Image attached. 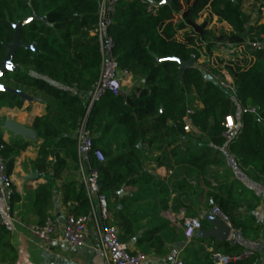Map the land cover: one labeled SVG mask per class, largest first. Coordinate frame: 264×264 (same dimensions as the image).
I'll use <instances>...</instances> for the list:
<instances>
[{"label":"trees","instance_id":"obj_1","mask_svg":"<svg viewBox=\"0 0 264 264\" xmlns=\"http://www.w3.org/2000/svg\"><path fill=\"white\" fill-rule=\"evenodd\" d=\"M152 1L158 4L156 13L147 11V4L138 0L118 2L108 35L114 42L118 68L131 77V86L117 95L106 93L88 111L92 87L100 75L99 43L90 35L97 23L99 0H0V62L17 37L20 45L12 62L24 69L9 71L2 78H10L48 98L45 114L35 117L32 123L41 139L34 165L40 170L49 168L53 179H60L67 165L72 169L63 184V203H75L69 208L75 216L90 214L87 186L78 180V131L83 122L92 137L93 149L101 150L105 159L110 158L99 163L90 154L88 162L97 169L98 193L106 199L115 196L122 185L129 183V177L138 174L140 153L146 147H171L174 154L179 147L177 140L190 137L183 130L186 121L190 124L187 133L204 145L187 156L188 163L204 172L208 165L218 163L211 156L225 146L244 172L252 174L255 180L264 179V53L248 69L225 66L233 76L234 92L197 67H186L179 73V64L172 59L195 60L199 40L240 42L249 32L263 31L264 24L246 26L249 16L242 10L243 0H170L166 4ZM204 10H208L209 18L198 22ZM177 15L181 20L173 22ZM212 16H216L217 23L210 25ZM23 101L17 93L0 89V109L20 108ZM248 105L254 112H242ZM227 115L240 123L230 138L224 136ZM0 145L7 172L11 173V153L25 149L26 143H6L0 132ZM115 152L121 153L111 158ZM156 163L160 164L159 157ZM223 186L214 189L222 190ZM231 190L229 186L225 196L214 193L212 204L228 215L245 238L258 240L260 227L255 216L242 217L238 213L242 206L253 210L258 197L251 195L248 201L241 197V192ZM51 198L49 183L36 188V225L44 224ZM14 199L13 194L11 203ZM5 237L0 216V244L9 247ZM200 249L204 252V264H212L210 253ZM215 249L232 255L240 254L245 247L215 241ZM258 259L255 246L254 255L230 264H257Z\"/></svg>","mask_w":264,"mask_h":264},{"label":"crops","instance_id":"obj_2","mask_svg":"<svg viewBox=\"0 0 264 264\" xmlns=\"http://www.w3.org/2000/svg\"><path fill=\"white\" fill-rule=\"evenodd\" d=\"M248 3L249 0L242 2V10L246 14L254 8ZM210 20L211 25L217 23L216 16ZM258 20L264 23V9ZM222 25L229 29L225 22ZM16 66L17 69L10 72L24 71L22 67ZM30 74L35 75L33 72ZM0 87L17 93L24 100L20 108L0 109L2 138L9 144L19 140L26 143L25 149H14L11 153L13 168L10 175L15 197L11 219H3V204L0 202V216L6 230L4 241L9 244V247L0 244V264H104L98 252L100 222L96 193L88 194L90 214L82 246L74 248L63 243L45 246L32 234L30 228L38 221L33 209L35 190L40 185L49 183L52 186L48 216L58 225L65 221L69 207L63 203V184L68 181L67 176L72 173V169L67 165L61 178L53 179L49 168L40 170L34 165L41 139L38 136L35 139L22 138L4 127L5 120L9 118L32 128L34 118L45 114L48 98L35 89L15 84L7 77H0ZM197 106L200 107V104ZM186 134L190 137L177 140L179 147L174 154L170 151L171 147L155 149L153 145L140 153L141 168L138 174L129 177V183L121 186L122 194L117 193L120 187L115 196L107 198L111 215L108 223L116 228L119 239L127 244L129 250L140 256L141 264H173L176 256L185 264H204L205 256L199 242L205 238L200 233L210 228L209 209L213 205L214 193L225 196L230 186L232 193L241 192L245 200L249 201L251 195L259 199L254 203L256 207L253 210L242 206L238 213L242 217L248 214L255 216L256 224L260 227V237L252 242V246H256L259 252L257 264H264V179L255 180L252 174L244 172L225 146L215 156H211L217 160V164L208 165L204 172L198 170L186 159L204 145L194 140L196 136ZM233 134L235 132L224 133V136L230 138ZM120 153L115 152L111 158ZM157 157L160 158V164L156 163ZM50 159L48 156L47 160ZM109 160L105 159V162ZM79 172L78 180H82L83 175L88 176L89 170L84 165ZM218 185H224L223 189L215 190ZM184 218H197L201 222V230L191 244L179 248L176 243L184 240Z\"/></svg>","mask_w":264,"mask_h":264},{"label":"built area","instance_id":"obj_3","mask_svg":"<svg viewBox=\"0 0 264 264\" xmlns=\"http://www.w3.org/2000/svg\"><path fill=\"white\" fill-rule=\"evenodd\" d=\"M120 0H100L98 4L97 23L90 31V35L95 36L99 43L100 52V75L93 85L92 94L88 103V111L93 104L100 101L106 93L117 95L123 90V86L131 83V77L127 73H121L116 57L113 54L114 42L108 35V28ZM146 3L147 11L156 13L158 4L152 0H138ZM264 1L254 2L249 0L248 5H254L252 11L248 13L249 21L246 26H255L264 24L260 20L259 10L264 9ZM181 20V16L174 17L173 22ZM217 22V21H216ZM211 25V24H210ZM213 25V24H212ZM227 29V28H226ZM228 30V29H227ZM197 44V58L194 62L199 64L205 74L220 82L222 86L234 92L233 76L226 69V65H238L241 70L250 68L256 61L258 55L264 53V30L249 32L245 39L240 42H231L225 40L206 41L199 40ZM87 111V112H88ZM242 112H254V109L248 105L242 108ZM223 126L224 133L230 134L240 127L232 115L225 116ZM183 130L190 131V124L185 122ZM0 145V202L3 204V219H11L12 203L10 197L14 194V187L10 173L7 172L6 160L1 154ZM77 153L80 160V169L86 166L89 170L88 176H82V182L87 186L88 194L96 193L99 199L98 219L100 222V235L98 252L100 253L104 264H141L140 256L133 254L126 243L122 242L117 234L116 228L109 224L111 217L108 209V202L104 195L98 193L97 187V169L91 168L88 164L90 154L99 163L105 161L101 150L93 149L92 137L82 123L78 131ZM75 205L73 202H67V207ZM209 216H213L221 221L228 229L229 233L225 240L230 246L242 244L245 249L240 254L227 255L215 249V239L208 241L201 240L199 245L206 252L210 253L212 264H230L231 262H241L249 256L254 255L252 240L245 238L239 229L234 228L228 215L224 213L217 204L211 205ZM89 215L75 216L70 212L67 214L63 224L58 225L51 217L47 216L44 224L32 225V234L45 246H53L63 243L70 247H80L85 242L87 223ZM185 244H191L194 237L201 230V222L197 218H184L182 221ZM173 264H185L180 257H175Z\"/></svg>","mask_w":264,"mask_h":264},{"label":"water","instance_id":"obj_4","mask_svg":"<svg viewBox=\"0 0 264 264\" xmlns=\"http://www.w3.org/2000/svg\"><path fill=\"white\" fill-rule=\"evenodd\" d=\"M170 0H164V2L162 4H166L169 3ZM20 45V42L18 41L17 37L14 39L13 43L10 44L8 46V51L4 57V59L0 62V77L2 75H4L6 72L9 71H15L17 69L16 64H14L12 62V55L16 49V47ZM174 60H176L179 64L178 70L179 73L182 72V70L186 67H193L194 65V58L190 57L188 60L186 61H182L176 58H172ZM11 66V67H9ZM0 89H2L0 87ZM159 111H162V107H160ZM4 127L11 131L14 135L16 136H20L22 138H26V139H35L37 137V133L34 129L26 127L20 123H17L9 118H7L4 122ZM118 195L123 193V187H121L118 190ZM209 223H210V228L203 230L200 233V236H202L203 238H212L215 239L217 241H225L228 233H229V229L221 222L219 221L217 218L210 216L209 218ZM185 240L183 241H179L176 243V246L179 248H182L185 245Z\"/></svg>","mask_w":264,"mask_h":264},{"label":"rangeland","instance_id":"obj_5","mask_svg":"<svg viewBox=\"0 0 264 264\" xmlns=\"http://www.w3.org/2000/svg\"><path fill=\"white\" fill-rule=\"evenodd\" d=\"M99 2H100V0H99ZM209 18V13H208V10H204L201 14H200V16H199V18H198V22H201V21H203V20H205V19H208ZM210 18H212V17H210ZM211 21V20H210ZM195 64H197V62H194V65ZM194 65H193V67H194ZM197 67H199V64L198 65H196ZM128 86H131V83H130V81H129V83H127L126 82V84L122 87L123 88V90H126L127 88H128ZM261 196L259 195V198H260ZM210 238H207L206 239V241H208ZM187 264V263H186Z\"/></svg>","mask_w":264,"mask_h":264},{"label":"snow or ice","instance_id":"obj_6","mask_svg":"<svg viewBox=\"0 0 264 264\" xmlns=\"http://www.w3.org/2000/svg\"><path fill=\"white\" fill-rule=\"evenodd\" d=\"M161 2L163 3V2H164V0H161ZM9 67H11V66H9Z\"/></svg>","mask_w":264,"mask_h":264}]
</instances>
